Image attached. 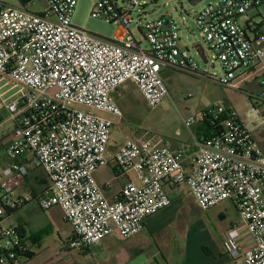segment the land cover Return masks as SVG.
<instances>
[{"label":"built area","instance_id":"2783aa9c","mask_svg":"<svg viewBox=\"0 0 264 264\" xmlns=\"http://www.w3.org/2000/svg\"><path fill=\"white\" fill-rule=\"evenodd\" d=\"M19 1L20 7L0 5V81L19 87L12 100L0 92V155L11 160L0 164V264L9 261L8 253L13 264L20 263L21 256L11 251H26L17 228L1 224L6 207L14 210L31 200L14 195L35 168L50 181L37 198L40 208L59 206L73 227L66 247L70 254L101 243L112 232L124 238L138 235L147 218L170 206L169 188L187 190L204 211L230 201L240 223L223 233L225 251L237 264H264V154L234 109H205L200 121L210 124L211 134L200 139L193 133L182 149L146 147L128 138L108 154L115 118L123 117L115 94L132 82L146 104L157 107L168 93L164 69L229 84L239 71L262 68L258 98L264 101V33L250 19L241 24L264 0H216L197 13L221 77L202 70L182 46L173 18L136 17V10L143 9L140 0L93 5V18L118 26L115 39L72 24L77 0ZM37 2H44L47 11H30ZM134 24L141 40L130 30ZM194 122L184 119L188 128ZM186 159H192L191 170L184 166ZM111 161L126 177L114 202L95 176Z\"/></svg>","mask_w":264,"mask_h":264},{"label":"rangeland","instance_id":"374dc122","mask_svg":"<svg viewBox=\"0 0 264 264\" xmlns=\"http://www.w3.org/2000/svg\"><path fill=\"white\" fill-rule=\"evenodd\" d=\"M97 1L77 0L72 24L103 38L115 39L120 32L118 26L91 16L92 7ZM191 1L194 0H140L143 9L136 10L135 16L144 15V21L161 16L173 18L181 30L182 46L190 49L202 70L213 77H221L222 67L209 51V46L196 23L197 13L216 0H201L196 5H191ZM2 4L21 6L19 0H0V5ZM47 9L44 2H37L29 7L30 11L37 13H44ZM248 19L264 33V3L251 10L241 24L245 25ZM137 28L138 25L134 24L130 30L138 40H141ZM143 44L147 46L146 42ZM198 46L203 49V53ZM162 76L168 93L153 109L146 104L132 82L126 83L124 89L127 96L118 101L123 112V117L119 120L124 130L121 137L134 138L140 145L146 147L169 145L175 139L192 136L205 109L215 105H226L234 109L240 119L248 124L253 140L261 150L264 149V101L258 98L261 88L254 75L239 71L229 84L220 83L214 78H201L169 69H164ZM0 89V92L4 93V99L12 100L19 87H14L5 79L0 81ZM190 117L195 118L196 122L188 128L184 124V119ZM131 175L134 176L133 173ZM109 176L112 177L110 171L105 173V177ZM115 184L118 186L117 181ZM25 187L23 186L20 192L22 191V196L27 198L29 192ZM167 191L172 200L170 206L146 220V223L150 222L153 236H150L148 231L144 232L143 242L147 248L139 254L140 259L149 258L151 262L157 259L160 262L164 255L173 263H179L186 256L192 263L201 262L210 258L208 249L215 250L221 233L231 223H240L239 212L230 201L204 211L195 204L192 197L182 195V198H177L180 192L168 189ZM16 194L19 196L18 191ZM35 209L37 212L34 222L38 230L34 234L40 244L37 247L32 246L31 253L34 256L31 258L21 256L18 264H45L49 261H53L52 264H56L57 261L59 264L62 261L67 264L69 261H72V264H102L96 256L97 247L93 246L87 256L81 255L79 249L72 254L67 251V243L73 237L74 230L72 225L64 220L60 208L54 207L44 211ZM221 212L224 213V217L220 216ZM25 214L23 210L6 216L3 219V227L15 228ZM47 222L50 225H47ZM30 232L27 231L28 234ZM113 238L109 236L104 243L111 242ZM22 246L25 248L24 244Z\"/></svg>","mask_w":264,"mask_h":264},{"label":"crops","instance_id":"0c3cea01","mask_svg":"<svg viewBox=\"0 0 264 264\" xmlns=\"http://www.w3.org/2000/svg\"><path fill=\"white\" fill-rule=\"evenodd\" d=\"M262 72H263L262 68H255L254 70L250 72H246V74L254 75L258 79V84L260 86V79L262 76ZM132 84H133V87L136 88L134 83ZM125 87H126V83L119 89L118 93L115 94L117 103L118 101H120L122 97L127 96V93L124 89ZM121 119L122 118H115V125L112 129L110 139H109V144H108V154L110 156L114 155L120 149V147H122L125 141L128 139L127 136L121 137V133L124 132V130L121 127V124L119 123L120 122L119 120ZM116 128H119V129H116ZM203 130H204V123L200 121L199 123H197L196 131L193 133L197 136V138L204 139ZM193 133H192V136L183 137L181 139H175L169 145L174 149H182L193 141V137H194ZM262 151L264 154V149ZM5 162L10 163L11 160L5 155H0V164L5 163ZM184 166L186 167L187 170H191L193 168L192 159H186V161L184 162ZM108 171L112 173V177L111 176L105 177V173ZM116 171H117V165L115 162L111 161L109 165L100 168L95 174L98 183L102 187H104V193L110 202H114L117 199H119L121 187L126 181V177L117 175ZM131 174L132 173H130V177L133 179H137V182H139L137 175L133 173L134 176H132ZM115 181H117L118 186H116ZM49 185H50L49 178L43 170L38 169V168L32 169L29 175L26 177V180L16 190V192L18 191L19 196H17L16 192L14 195L15 200L19 198H24V196H22V191L20 192V189L23 186H26L29 192L27 198H31V200L27 201L25 204L16 208L15 211H13L11 214L6 212V215H5L6 217L14 213L22 212L23 210H25L26 212L25 216L23 217V219L21 218L19 220V224L15 228H17L18 231L21 232L19 236L22 240V244L25 245V249L29 253H31L32 251V246L37 247V245L39 246L40 244L39 240L36 238V235L34 234L38 230L34 222L36 221L35 213L37 212L35 208H38L39 210L44 211L43 209L40 208L37 202V198L45 194V192L49 188ZM107 185L109 186L106 187ZM168 190H171V191L176 190L180 192L177 198H182V195L187 196V197H192L185 189H173L172 190L168 188ZM55 207L60 208L59 206H55ZM220 216L224 217V213L221 212ZM63 217H64V214H63ZM146 220H145L144 229L142 230V232L134 237L124 238L117 232H112L105 238L107 239L109 236H113L114 238L111 240V242L104 243V240H105L104 239L101 243L94 245V247H97L96 256L98 257L99 261L102 264H237L225 251L222 235L226 230L233 227L238 222L231 223L224 230V232L221 233L220 241L218 242V245L216 246L215 250L208 249V254L210 255V258L204 259L203 261L198 262V263L197 262L192 263L190 259L184 256L181 262L173 263L169 257H166L163 254H162L163 256L160 262L157 261V259H155L154 262H151L149 258L145 260L140 259L141 257L139 256V254H142L145 251V248H147L146 243L143 242L144 232L148 231L149 235L153 236L151 232L153 230H152V227L150 226V222L146 223ZM1 225L3 226V222ZM47 225H50V224L47 222ZM27 231H31L30 234H28ZM243 232L246 233L245 231ZM92 247H89L88 249H79V252L81 255L87 256L91 253ZM32 256H34V254H32ZM52 263L53 261H49V262H46L45 264H52ZM3 264H11V263L7 261ZM56 264H59V262L57 261ZM60 264H67V263L62 261V263ZM68 264H72V261H69Z\"/></svg>","mask_w":264,"mask_h":264},{"label":"trees","instance_id":"16d2710c","mask_svg":"<svg viewBox=\"0 0 264 264\" xmlns=\"http://www.w3.org/2000/svg\"><path fill=\"white\" fill-rule=\"evenodd\" d=\"M0 9H1V6H0ZM257 31H260L259 27H257ZM198 48L203 53V49L200 46H198ZM211 131H212V128H211L210 124L207 123V122H204V130H203L204 137L203 138L204 139L207 138L209 136V134H211ZM116 174L119 175L118 170L116 171ZM6 211H7V213L11 214L13 211H15V209L14 210L13 209H8L6 207ZM11 253L12 254L15 253L17 257H20V256H26L28 258H31L32 257V253H29L27 251L21 253L20 251H17V250L15 251L14 250V251H11ZM7 256L9 258V261L13 264V259L10 257V253H8Z\"/></svg>","mask_w":264,"mask_h":264},{"label":"water","instance_id":"95a60500","mask_svg":"<svg viewBox=\"0 0 264 264\" xmlns=\"http://www.w3.org/2000/svg\"><path fill=\"white\" fill-rule=\"evenodd\" d=\"M200 0H194V1H191V5H196L197 3H199Z\"/></svg>","mask_w":264,"mask_h":264}]
</instances>
